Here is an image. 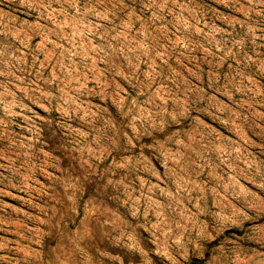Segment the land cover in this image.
Wrapping results in <instances>:
<instances>
[{
    "label": "rangeland",
    "instance_id": "374dc122",
    "mask_svg": "<svg viewBox=\"0 0 264 264\" xmlns=\"http://www.w3.org/2000/svg\"><path fill=\"white\" fill-rule=\"evenodd\" d=\"M0 264H264V0H0Z\"/></svg>",
    "mask_w": 264,
    "mask_h": 264
}]
</instances>
